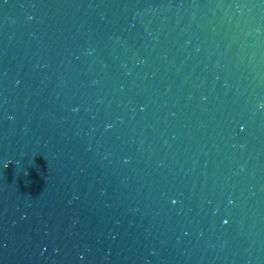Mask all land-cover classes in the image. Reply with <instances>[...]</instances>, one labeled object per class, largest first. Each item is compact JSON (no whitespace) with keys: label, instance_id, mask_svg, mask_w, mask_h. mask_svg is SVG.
<instances>
[{"label":"water","instance_id":"obj_1","mask_svg":"<svg viewBox=\"0 0 264 264\" xmlns=\"http://www.w3.org/2000/svg\"><path fill=\"white\" fill-rule=\"evenodd\" d=\"M0 264H264V0H0Z\"/></svg>","mask_w":264,"mask_h":264}]
</instances>
